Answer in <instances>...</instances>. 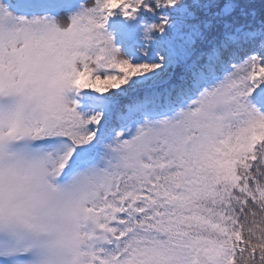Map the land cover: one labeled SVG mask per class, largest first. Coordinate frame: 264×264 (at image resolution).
<instances>
[{"label": "snow or ice", "instance_id": "6c2138e0", "mask_svg": "<svg viewBox=\"0 0 264 264\" xmlns=\"http://www.w3.org/2000/svg\"><path fill=\"white\" fill-rule=\"evenodd\" d=\"M0 264H264V0H0Z\"/></svg>", "mask_w": 264, "mask_h": 264}, {"label": "trees", "instance_id": "16d2710c", "mask_svg": "<svg viewBox=\"0 0 264 264\" xmlns=\"http://www.w3.org/2000/svg\"><path fill=\"white\" fill-rule=\"evenodd\" d=\"M257 2H259V0H257Z\"/></svg>", "mask_w": 264, "mask_h": 264}]
</instances>
